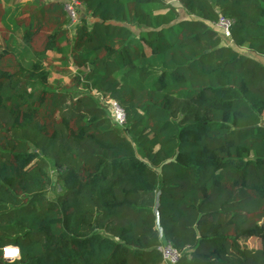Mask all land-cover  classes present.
I'll list each match as a JSON object with an SVG mask.
<instances>
[{
	"label": "trees",
	"instance_id": "obj_1",
	"mask_svg": "<svg viewBox=\"0 0 264 264\" xmlns=\"http://www.w3.org/2000/svg\"><path fill=\"white\" fill-rule=\"evenodd\" d=\"M76 1L0 0V264H264V0Z\"/></svg>",
	"mask_w": 264,
	"mask_h": 264
},
{
	"label": "built area",
	"instance_id": "obj_2",
	"mask_svg": "<svg viewBox=\"0 0 264 264\" xmlns=\"http://www.w3.org/2000/svg\"><path fill=\"white\" fill-rule=\"evenodd\" d=\"M64 8L66 10V13L69 17V20L71 23H75L76 20L75 19L77 16V10L79 8V4L76 0H62ZM217 25L221 28L223 34L226 37H230V32L228 29V20L224 17H220ZM110 110H111V114L113 119L117 122V123H122L125 119L124 117V112L122 107L113 99H109L108 101ZM9 249H15L17 250V254L14 256H8L6 254V250ZM160 252H161V258H162V264H173L177 261L178 257L180 256V251L177 250L175 247H173L170 243H163L159 246ZM3 256L5 258H15L18 256V247L15 245H7L4 248V252H3Z\"/></svg>",
	"mask_w": 264,
	"mask_h": 264
},
{
	"label": "rangeland",
	"instance_id": "obj_3",
	"mask_svg": "<svg viewBox=\"0 0 264 264\" xmlns=\"http://www.w3.org/2000/svg\"><path fill=\"white\" fill-rule=\"evenodd\" d=\"M170 1H171L170 3H173V5H175V7L177 8V10H178L179 13H182L183 12L182 6L180 5V3L177 0H170ZM82 13H84L83 8H81V9L78 8L77 14H76L77 17L75 19H77L79 17V15L82 14ZM89 18L92 19L90 16H89ZM49 27H50L49 25L48 26L46 25L42 30H40L38 33L35 34L34 38L32 39V43H33V45L35 47L42 46V43L45 40V36H46V33L49 30ZM130 28L135 33H137L138 30H139V28H137L133 24L130 25ZM1 33L3 34L4 32L1 31V26H0V37H1ZM229 43H231V42H229ZM242 52H244V51H242ZM48 54H49L50 57H49V59H47L46 63H47V66L49 68V71H50L49 80L50 81H53L54 79H61L64 83L65 82H69L70 81V76H71L70 73L72 72V68H70V67H64L60 63V60L59 59L53 58V56H58L59 55L55 51L49 50L48 51ZM249 55H251L253 57H256L257 56L262 62H264V58L263 59L260 58L263 55L260 56L258 53L254 52V51H251ZM107 108H108V110L110 112V115H111V110H110V107H109V104L108 103H107ZM47 194H48L49 197H52L53 196L52 184H50L49 187L47 188ZM248 243L250 245H252V244L257 245L258 244V241H257L256 238H254V239L251 238V239H249V242ZM7 259H10V258H7Z\"/></svg>",
	"mask_w": 264,
	"mask_h": 264
},
{
	"label": "crops",
	"instance_id": "obj_4",
	"mask_svg": "<svg viewBox=\"0 0 264 264\" xmlns=\"http://www.w3.org/2000/svg\"><path fill=\"white\" fill-rule=\"evenodd\" d=\"M20 1H26V0H20ZM59 1H62V0H59ZM168 2H171L170 0H167ZM173 4V3H172ZM82 7H79V9H81ZM182 10H183V12L182 13H179V16L180 17H186L187 16V14L185 13V10L182 8ZM239 50H241V51H244V53H247V54H250V52L251 51H249L248 49H247V47H240V48H238ZM261 56V55H260ZM257 57V56H256ZM255 57V58H256ZM261 59H263L264 58V56H261L260 57ZM257 59L258 60H260L258 57H257ZM261 61V60H260ZM262 62V61H261ZM262 63H264V62H262Z\"/></svg>",
	"mask_w": 264,
	"mask_h": 264
},
{
	"label": "snow or ice",
	"instance_id": "obj_5",
	"mask_svg": "<svg viewBox=\"0 0 264 264\" xmlns=\"http://www.w3.org/2000/svg\"><path fill=\"white\" fill-rule=\"evenodd\" d=\"M6 254H7L8 256H14V255L17 254V250H15V249H9V250H6Z\"/></svg>",
	"mask_w": 264,
	"mask_h": 264
}]
</instances>
